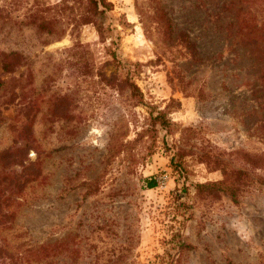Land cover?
<instances>
[{
	"label": "rangeland",
	"instance_id": "obj_1",
	"mask_svg": "<svg viewBox=\"0 0 264 264\" xmlns=\"http://www.w3.org/2000/svg\"><path fill=\"white\" fill-rule=\"evenodd\" d=\"M110 1L114 41L0 0V178H29L0 180V264H264V42L234 38L264 0Z\"/></svg>",
	"mask_w": 264,
	"mask_h": 264
},
{
	"label": "trees",
	"instance_id": "obj_2",
	"mask_svg": "<svg viewBox=\"0 0 264 264\" xmlns=\"http://www.w3.org/2000/svg\"><path fill=\"white\" fill-rule=\"evenodd\" d=\"M233 1H230L225 5L227 9H230L233 5ZM58 12H60V16H62L64 19L67 20V23L71 24V31H76L81 25L83 24H92L100 38V41H107V39H111L110 41H114L111 37V32L113 31V26L110 22L107 23L106 21V14L108 11H111L113 9V3L110 0H59L57 3ZM256 9V8H255ZM251 11H244L242 8L238 9V12L236 14V21L239 24L236 28V36L234 37L236 41L239 43L245 45V44H252V45H260L261 41L264 38V21L261 23L262 25H256L255 23H252L250 21L251 19H254L251 17ZM51 18L45 21H41L39 26H44L53 24L51 22ZM233 22L229 23V31L232 30ZM47 28V27H46ZM49 29V28H47ZM244 41H242V40ZM109 55L112 57L111 61H108L107 63L114 64L117 60V55L114 51H111ZM23 56L20 52L17 51H9V52H0V60H1V69L2 72H12L15 70V68L20 65L22 62ZM261 73L258 76L259 84L264 87V66L261 67ZM111 80H114L117 78V84H123L126 85L134 95H140V89L139 87L134 83V81L131 80L129 75H125L124 77L119 78L117 76V71L114 70L111 73ZM5 82L0 79V86H2ZM263 103V102H262ZM261 104V102H260ZM256 111V110H255ZM156 119L159 121L160 125L167 126L168 121L164 118V115L160 112L156 116ZM257 124V122H256ZM14 150L12 148H8L1 152L0 157L2 158H10L11 156H15L16 153H14ZM21 152V150H20ZM23 166V164H22ZM24 168H31L24 166ZM25 173V170L21 173H19V176L11 177L8 181L7 175H3L2 181H6V186L11 185L12 190H16V192H21L23 189V185L26 181L29 180L28 176L23 174ZM14 174V173H13ZM22 183V184H21ZM156 184L152 181L148 183V187L152 188L155 187ZM15 191L7 190L5 187L0 186V201L4 203L5 201L9 200V197L11 193ZM0 203V208H1ZM7 213L2 212L0 210V221L7 219ZM18 259L22 257L16 256Z\"/></svg>",
	"mask_w": 264,
	"mask_h": 264
}]
</instances>
